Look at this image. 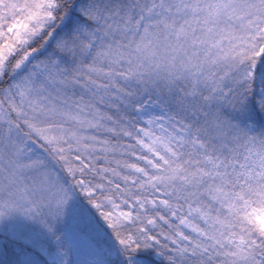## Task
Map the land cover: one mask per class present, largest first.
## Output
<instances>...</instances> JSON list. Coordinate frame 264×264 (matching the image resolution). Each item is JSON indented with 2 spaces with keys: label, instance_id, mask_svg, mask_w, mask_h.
I'll list each match as a JSON object with an SVG mask.
<instances>
[{
  "label": "snow or ice",
  "instance_id": "1",
  "mask_svg": "<svg viewBox=\"0 0 264 264\" xmlns=\"http://www.w3.org/2000/svg\"><path fill=\"white\" fill-rule=\"evenodd\" d=\"M0 264H264V0H0Z\"/></svg>",
  "mask_w": 264,
  "mask_h": 264
}]
</instances>
